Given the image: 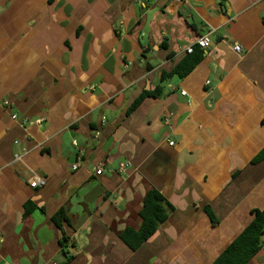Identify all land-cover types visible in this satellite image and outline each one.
<instances>
[{
  "label": "crops",
  "instance_id": "1",
  "mask_svg": "<svg viewBox=\"0 0 264 264\" xmlns=\"http://www.w3.org/2000/svg\"><path fill=\"white\" fill-rule=\"evenodd\" d=\"M263 150L264 0H0V264H211L264 210Z\"/></svg>",
  "mask_w": 264,
  "mask_h": 264
},
{
  "label": "trees",
  "instance_id": "2",
  "mask_svg": "<svg viewBox=\"0 0 264 264\" xmlns=\"http://www.w3.org/2000/svg\"><path fill=\"white\" fill-rule=\"evenodd\" d=\"M200 56H197L194 61L193 56H190L181 65L175 67L170 72H164L163 80L173 74L181 76L186 75L197 62ZM160 88L157 90L159 91ZM147 93H144L133 104L132 108L136 107ZM264 157V150L258 155L256 160ZM168 208L171 205L166 199L156 190L149 192L142 211L143 224L138 231L127 230L124 236H130V246L138 247L141 243L147 240L157 230L158 226L166 219ZM253 220L247 225L242 232L234 239L226 249L213 261L211 264H247L261 249L264 236V210H253ZM135 237V242L132 236Z\"/></svg>",
  "mask_w": 264,
  "mask_h": 264
},
{
  "label": "built area",
  "instance_id": "3",
  "mask_svg": "<svg viewBox=\"0 0 264 264\" xmlns=\"http://www.w3.org/2000/svg\"><path fill=\"white\" fill-rule=\"evenodd\" d=\"M173 1L177 3V2H183L184 0H173ZM211 34H212V32H209V33L201 36L197 40L196 45H198L201 49H206L209 46L210 42H211ZM234 49L236 51H238V52L242 51V48H241L240 45H235ZM187 52L188 53H192L193 52V46L188 47L187 48ZM91 89H93V87H91ZM183 94H186V91H183ZM3 105L5 107H8V106L11 105V103L8 100H5L3 102ZM11 117H12L13 120L18 121L21 126H26V125H28L30 123V121H29V119L27 117H21L18 112L12 113ZM42 120L43 119H38L34 123H40ZM95 137H97V135H95ZM74 144L77 145V141H74ZM171 144H173V142H171ZM83 155H84V149L81 148V149L78 150L77 162H75L73 164V166H72L73 169H76V168H78L80 166V161H81ZM20 158H21V156H19V155L16 156V159H20ZM128 166H129L128 163H120L119 168H120L121 171H124L125 169L128 168ZM103 171H104V163L100 164L97 167L96 174L97 175H101L103 173ZM43 183H44V180L41 177L36 176V175H34L33 179L30 180V185L33 188H36L37 186L42 185Z\"/></svg>",
  "mask_w": 264,
  "mask_h": 264
}]
</instances>
